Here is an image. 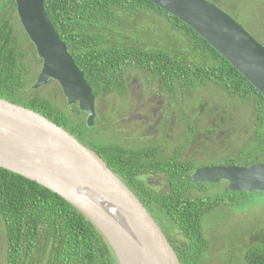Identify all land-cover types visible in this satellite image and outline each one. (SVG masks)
Returning <instances> with one entry per match:
<instances>
[{"label":"trees","instance_id":"16d2710c","mask_svg":"<svg viewBox=\"0 0 264 264\" xmlns=\"http://www.w3.org/2000/svg\"><path fill=\"white\" fill-rule=\"evenodd\" d=\"M44 9L95 98L125 95L126 72L132 70L147 84L160 83L170 100H175L176 91L207 85L240 101L253 100L256 129L251 143L236 152L239 165L227 159L225 166L264 163V98L185 23L148 0H45ZM150 15L162 18L164 22L153 20V26L166 22V30L183 47L149 50L140 43L135 19L146 20ZM20 27L15 1L0 0V99L43 116L81 142L84 122L70 125L68 121L82 115L77 107L68 116L38 96L24 100L17 97L27 89L32 68L41 65ZM190 127L192 134L194 127ZM86 147L136 195L157 224L164 226L161 230L180 264H196L208 249L201 230L202 217L220 207L224 196L182 195L183 185L196 186L189 181L196 167L181 161L177 152L159 157L158 144L138 150L112 144ZM152 173L163 175L167 184L164 193H157L146 183L144 177ZM225 192L227 196L233 194L226 188ZM0 225L4 264H117L104 238L74 207L40 185L1 168ZM243 264H264V244L248 249Z\"/></svg>","mask_w":264,"mask_h":264},{"label":"water","instance_id":"95a60500","mask_svg":"<svg viewBox=\"0 0 264 264\" xmlns=\"http://www.w3.org/2000/svg\"><path fill=\"white\" fill-rule=\"evenodd\" d=\"M18 21L41 60L32 89L56 82L68 106L94 123L92 89L46 17L45 0H14ZM185 23L264 98V47L207 0H148ZM0 168L58 195L80 212L110 247L117 264H180L160 226L136 195L91 149L63 128L0 99ZM192 184L225 182L227 190L264 194V163L196 169Z\"/></svg>","mask_w":264,"mask_h":264},{"label":"rangeland","instance_id":"374dc122","mask_svg":"<svg viewBox=\"0 0 264 264\" xmlns=\"http://www.w3.org/2000/svg\"><path fill=\"white\" fill-rule=\"evenodd\" d=\"M207 1L232 17L264 47V0ZM135 20L139 28V41L144 42L147 49L183 47L176 43L177 40L174 39L173 33L166 30V22L163 24L159 22L160 25L153 26V20L164 22L159 16L150 15L149 19L136 18ZM116 39H111V41H116ZM40 68L41 65L38 63L32 68L33 73L29 82L27 81V89L24 93H18L17 97L24 100L30 96H38L42 100H48L55 111L60 109L70 116V108L75 110L77 105L69 107L66 104L56 82L36 90L32 89ZM126 77L129 84L133 82L130 86V93L126 96L121 98L118 94L112 93L101 95L96 99L94 123L90 127L83 125L81 141L83 145L107 146L112 144L127 149L143 148V144L146 146L147 143L155 145V139L151 138L150 134L152 130L146 133V129L142 132L138 127L133 129L131 136L127 135L128 133L121 136L125 127L119 128L117 118L123 116L121 113L126 106L133 108L142 103L146 105L148 98L150 106L156 108L161 102V105L165 107L167 106L166 100L171 96L160 83L150 81L152 100L146 97L148 89L144 86L145 96L138 101V87L147 83L144 77L136 71L128 70ZM175 100H180V105H173ZM175 100L168 102L167 109L173 105L171 113L173 112L172 122L175 125L170 132L172 138L166 141L165 148L169 153H165L162 158L170 156L172 151L178 153L181 161L191 163L196 169L205 166H225L227 159H232L239 165L235 154L240 148L251 143V136L256 129L254 127L255 113L253 114L256 106L253 107V100L249 99L245 102L246 99L240 101L237 97H228L223 91L209 85L190 88L186 92L176 91ZM81 113L82 115L77 119H74L75 117L68 119L70 125L84 121L85 114ZM190 124L195 127L192 134L189 132ZM129 128L131 129L132 125L126 127V129ZM209 128H213V139L211 140L207 139V134H205ZM144 137L147 138L146 141ZM149 180L157 193H164L167 190L164 177ZM197 184H193L196 186L183 185L182 195L192 197L198 194L213 198V194L218 193L223 195L225 200L220 207L206 212L202 217L201 230L208 240V249L199 256L196 264H243V255L248 249L262 247L264 244V194L237 192L227 196L225 192L227 185L223 181L218 184H201L202 186H197ZM161 227L164 226L161 225ZM0 264H4V236L1 225Z\"/></svg>","mask_w":264,"mask_h":264},{"label":"flooded vegetation","instance_id":"af4514ba","mask_svg":"<svg viewBox=\"0 0 264 264\" xmlns=\"http://www.w3.org/2000/svg\"><path fill=\"white\" fill-rule=\"evenodd\" d=\"M125 81H126V84H125L124 88L126 90V93L123 96L119 95L121 98L126 96L128 93H130V86L133 85V82L130 84L128 83L127 77H125ZM49 83H52V82L50 81ZM49 83H47L46 85H48ZM144 86L147 87V89H148V90H146V92H148V93H146V97H150V100H152V84H143V86L140 85L138 87V93H139V95L137 96L138 101L140 99L144 98V96H145V89L143 88ZM157 89L159 90V87ZM165 91H166V89H165ZM94 99H95V101H94V104H95L97 98L94 97ZM166 101H167V106H165V107L163 105H161V102L158 103L156 108H154L153 106H150L151 104L149 103V98L146 100V102L148 103V104L146 103V105L142 103V104L136 105L133 108H131V107L129 108V106L128 107L126 106L124 108L125 110L121 113V114H123V116H120L117 118V119H119V121L117 120L119 122V128L122 129L125 127L124 130L121 132V136L126 135V133H128L127 135L131 136L133 129L138 128V127H140V131H142V132L146 129L147 130L146 133H148L149 131L152 130V132L150 133L151 138L155 139V145H157V144L159 145V148L157 149L159 157H162L165 153H169L166 151V148H165L166 141H168L172 138L170 135V132L173 130L174 125H175L172 122L173 112L171 113V109H172L173 105H177V104L180 105L181 101L175 100L170 109H167L168 102H172V100L168 99ZM70 107H72V106H70ZM70 110H71V108H70ZM70 110H69V112H71ZM118 115H120V114L118 113ZM83 122L85 124L86 119H84ZM131 125H132L131 129L130 128L126 129L127 126H131ZM194 129H195V127H194ZM205 134H207V139H209V140L213 139V128H209ZM205 136H203V137H205ZM135 139H137V138H135ZM143 139L147 140L146 137H144ZM149 142H151V141H149ZM143 145L145 148L149 145L153 146L154 144L147 143L146 146H145V144H143ZM139 149H141V148H139ZM133 150H138V149H133ZM172 155H175V153H173L171 151L170 156H172ZM180 155H181V153H180ZM170 156H168V157H170ZM178 158L180 159L179 156H178ZM205 167H209V166H205ZM195 170L196 169H194L193 172ZM158 177H163V175H161L159 173H152V174L146 175L144 177V179H146L145 180L146 183H148L150 185L149 179H151V178L156 179ZM150 187L152 189H154L151 185H150Z\"/></svg>","mask_w":264,"mask_h":264},{"label":"clouds","instance_id":"9594fccd","mask_svg":"<svg viewBox=\"0 0 264 264\" xmlns=\"http://www.w3.org/2000/svg\"><path fill=\"white\" fill-rule=\"evenodd\" d=\"M209 2V1H208ZM211 3V2H210ZM214 5V4H213ZM217 7V6H216ZM218 8V7H217ZM221 10V9H220ZM227 14V13H226ZM228 15V14H227ZM229 16V15H228ZM232 18V17H231ZM233 19V18H232ZM234 20V19H233ZM235 21V20H234ZM236 22V21H235ZM240 25V24H239ZM37 55V54H36ZM38 57V56H37ZM39 59V58H38ZM40 60V59H39ZM41 61V60H40ZM39 74V73H38ZM37 74V75H38ZM41 87H43V86H41ZM34 90V89H33ZM36 90V89H35ZM63 95V94H62ZM64 97V96H63ZM66 101V100H65ZM70 107V106H69ZM81 143V142H80ZM82 144V143H81ZM86 147V146H85ZM161 228V227H160Z\"/></svg>","mask_w":264,"mask_h":264}]
</instances>
